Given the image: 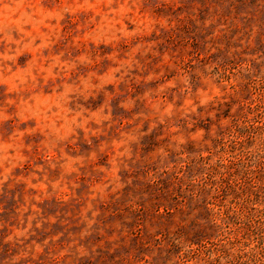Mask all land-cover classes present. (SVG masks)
Masks as SVG:
<instances>
[{"label": "rangeland", "instance_id": "obj_1", "mask_svg": "<svg viewBox=\"0 0 264 264\" xmlns=\"http://www.w3.org/2000/svg\"><path fill=\"white\" fill-rule=\"evenodd\" d=\"M0 264H264V0H0Z\"/></svg>", "mask_w": 264, "mask_h": 264}]
</instances>
